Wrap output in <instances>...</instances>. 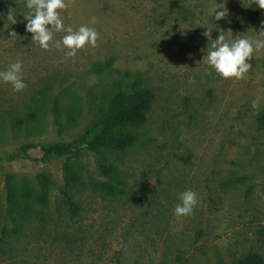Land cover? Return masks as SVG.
Here are the masks:
<instances>
[{
	"label": "rangeland",
	"instance_id": "rangeland-1",
	"mask_svg": "<svg viewBox=\"0 0 264 264\" xmlns=\"http://www.w3.org/2000/svg\"><path fill=\"white\" fill-rule=\"evenodd\" d=\"M171 1L66 0L69 6L58 10L65 28H94L99 38L96 47L86 45L65 58L68 50L57 49L55 41L66 32L54 33L44 50L26 32V0L15 9V24L6 18L9 3L0 0V71L21 60L26 85L16 92L0 80V193L4 197L8 173L21 182L25 177L34 181L44 171L53 180L45 219L31 221L4 240L8 223L0 207V264H231L249 251L264 254V129L258 127L264 109V50L254 51L247 61L252 68L242 80L224 79L203 61L201 51L211 47L202 35L206 28L213 29L212 40L220 23L228 39L260 38L264 16L250 20L227 0L228 16L217 21L215 0H178L196 7L191 24L169 12ZM111 56L123 71H145L156 93L147 122L136 129L139 141L109 152L126 192L111 197L92 189L94 180L109 177L88 146L77 158L11 160L26 144L71 142L86 132L96 117L93 93L116 76L95 73L90 66ZM49 85L52 98L70 87L60 94V122L45 99L36 121L13 125L15 116L30 109L33 94ZM76 99L79 111L68 123ZM254 99H259L258 111L251 106ZM66 162L83 175L71 189L78 214L63 202ZM135 189L145 190V196L133 195ZM186 190L197 194L198 203L191 215L178 217L174 209Z\"/></svg>",
	"mask_w": 264,
	"mask_h": 264
},
{
	"label": "trees",
	"instance_id": "trees-1",
	"mask_svg": "<svg viewBox=\"0 0 264 264\" xmlns=\"http://www.w3.org/2000/svg\"><path fill=\"white\" fill-rule=\"evenodd\" d=\"M15 9L21 7L20 0H6ZM169 12L177 15L186 22L195 24L194 17L198 11L195 6L180 4L178 0H172ZM229 4L241 11L243 16L250 20L259 19L264 16V10L259 9L253 0H229ZM219 30H227L224 23L216 26ZM197 28L201 26L197 24ZM219 30L216 32L219 35ZM191 34V33H189ZM113 56L102 59L97 58L91 63V70L99 74H116L103 89H97L91 100L94 102L92 108L96 117L84 134L71 142H54L46 145L26 144L21 150L12 154L9 158L16 159L30 156L34 159L45 160L52 156H66L77 158L82 155L84 146H88L97 156L98 167L108 180L96 179L91 183L92 189L103 196H119L126 192L124 181L116 176L113 164L110 162L109 152L123 151L135 145L140 134L136 130L144 125L149 117L153 101L156 97L155 91L148 86L146 72L143 70L123 71L115 66ZM70 87L61 90L52 98L50 95L52 87L46 86L37 90L30 99V109L25 116H15L13 125L23 126L39 118L41 109L39 105L47 99L51 102V112L56 120L60 122L64 107L62 106V95ZM75 92H73L74 94ZM50 98V99H49ZM79 100L71 105L68 110V123L76 120L79 111ZM258 127L264 129V109L258 117ZM66 175L63 187V202L71 205L77 214L80 210L79 203L75 200L72 187L82 181V172L72 162L64 164ZM53 180L48 172H40L36 180L23 178L18 182L15 176L8 173L5 177V195L0 193V207L4 206V218L7 221L2 229L1 239L8 238L11 234H20L26 225L35 219L44 220L48 215L45 208L51 201V187ZM146 194L143 189H135L133 195L139 198ZM119 264L120 261H118ZM231 264H264V254L258 251H249L244 256L237 258Z\"/></svg>",
	"mask_w": 264,
	"mask_h": 264
},
{
	"label": "clouds",
	"instance_id": "clouds-1",
	"mask_svg": "<svg viewBox=\"0 0 264 264\" xmlns=\"http://www.w3.org/2000/svg\"><path fill=\"white\" fill-rule=\"evenodd\" d=\"M253 3L261 10H264V0H253ZM69 4L66 0H26V7L30 10L24 15L27 21L25 27L26 32L32 34V41L39 46L48 50L50 41H53L54 33L66 32V35L61 40L55 41L57 49H67L65 58L75 57L77 50L83 49L86 45L92 47L97 46L99 33L87 26H80L78 30H74L71 26L65 28L63 19L58 10L66 9ZM212 11L215 20H223L228 16L227 0L223 3H215L212 6ZM7 20L12 24L17 23L15 16V8L9 7ZM96 22V18L92 17V23ZM51 25V28L47 27ZM212 28H206L202 33L211 42V47L202 49L205 52L203 61L215 70L217 74L224 79L235 78L242 80L252 68V65L247 61L251 60L254 51L264 50V21L261 22L258 35L260 38H249L247 36L237 35L232 39H228L223 29L219 30V35L215 40H212ZM232 33L231 29L227 31ZM11 37L17 34L15 31L10 33ZM22 61L9 65L6 71H0V80L5 83H10L13 90L16 92L22 91L26 85L23 82L22 76ZM254 110H259V99H254L251 102ZM233 115L236 109H232ZM181 203L177 204L174 209V214L178 217L189 216L193 213L194 207L198 203L197 194L192 190H186L180 194Z\"/></svg>",
	"mask_w": 264,
	"mask_h": 264
}]
</instances>
